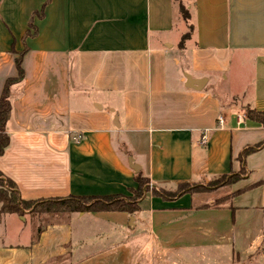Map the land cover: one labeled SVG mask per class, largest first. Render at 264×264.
Listing matches in <instances>:
<instances>
[{
	"label": "crops",
	"instance_id": "obj_1",
	"mask_svg": "<svg viewBox=\"0 0 264 264\" xmlns=\"http://www.w3.org/2000/svg\"><path fill=\"white\" fill-rule=\"evenodd\" d=\"M21 54L0 156L19 201L131 200L147 185L134 213L0 210V264H142L150 242L205 244L220 227L239 262L259 251L264 145L242 153L264 143L246 116L264 113V0H0V95ZM231 175L217 207L224 185L156 194ZM8 216L29 229L7 231Z\"/></svg>",
	"mask_w": 264,
	"mask_h": 264
},
{
	"label": "trees",
	"instance_id": "obj_2",
	"mask_svg": "<svg viewBox=\"0 0 264 264\" xmlns=\"http://www.w3.org/2000/svg\"><path fill=\"white\" fill-rule=\"evenodd\" d=\"M50 0H46L48 3ZM179 13L181 14L183 20L187 22L189 20L188 12L185 10L183 5L179 4L178 7ZM191 28L189 27V30ZM189 36V32L186 33L182 37V41L187 39ZM21 54L17 59H15V68L17 71V76L14 78H9L5 81L1 95H0V156L4 153L5 149L8 147L9 138L6 134V123L10 117L11 112V104H10V87L14 84L20 83L24 78V72L21 66L22 63ZM246 116L252 121L258 122L264 127V113L255 112L253 110H247ZM264 145V143L256 146L254 149H247L242 153V157L246 156L248 153L252 152L256 148ZM220 179L227 180L224 186H231L236 183L240 178L237 175H231L228 177H222ZM223 182V181H222ZM212 183V182H211ZM147 185V181L144 179H138V189L136 190L133 198L124 199L119 196H109V197H77V198H69L63 201H46L41 203H30L25 205L20 202L18 199V195L15 193L14 185L2 178L0 174V208L3 213H20L23 210L31 209L33 207V213H57V212H126V213H134L137 210V206L135 205V201L142 197L143 187ZM217 185L211 184L206 187L202 186H187L180 185L176 192L174 193H163L159 192L162 198L165 199H173L177 196H181L182 194L194 191H206ZM147 189V187H146ZM231 198V196H229ZM227 199L217 200L214 203V207L220 206Z\"/></svg>",
	"mask_w": 264,
	"mask_h": 264
},
{
	"label": "rangeland",
	"instance_id": "obj_3",
	"mask_svg": "<svg viewBox=\"0 0 264 264\" xmlns=\"http://www.w3.org/2000/svg\"><path fill=\"white\" fill-rule=\"evenodd\" d=\"M245 68L246 71L244 78H242V81L247 82L249 81L251 75L249 69L247 67ZM236 70L237 66L234 64L230 74H228L229 80L224 84V89H230V87L233 86L232 81L234 79ZM235 88L232 90H235ZM225 91L226 90H217L215 92L221 98L224 97ZM225 100L226 98L222 99L223 102ZM226 181L227 180L225 179H218L216 181H213L212 183H208L206 186L211 184L222 186L226 183ZM230 187L231 186H225L222 190H218L216 193L212 194L209 197L207 196V199H216L218 197L220 198L218 200L227 199L230 195ZM0 208L2 207L0 206ZM38 217L39 216H37V219L39 220ZM5 219H10L6 220L5 222V227L7 231H11L12 229L13 231H16L20 227H24L27 231L32 221V218H27L26 216H8ZM223 229L224 228L220 227L219 229H217L216 232L210 234V236H208L209 238H207L208 242H206L205 244L197 243L192 246L188 245V247L185 248L174 247L171 244L161 245L158 243L155 244L150 242L149 249L146 254L142 256L143 258L140 260V262H142V264H264V244H262L259 251H257L254 255L250 256L247 261L239 262L233 256L231 246L227 245L225 242L226 235L224 234L225 231ZM217 239L223 241L220 244L213 243L214 240ZM15 241L19 242L20 239ZM9 242H12V240L10 239Z\"/></svg>",
	"mask_w": 264,
	"mask_h": 264
},
{
	"label": "built area",
	"instance_id": "obj_4",
	"mask_svg": "<svg viewBox=\"0 0 264 264\" xmlns=\"http://www.w3.org/2000/svg\"><path fill=\"white\" fill-rule=\"evenodd\" d=\"M222 123H223L222 119L219 118L218 119V124L221 125ZM199 143H200L201 146H205L207 144V132L206 131L203 132V134L201 135Z\"/></svg>",
	"mask_w": 264,
	"mask_h": 264
},
{
	"label": "water",
	"instance_id": "obj_5",
	"mask_svg": "<svg viewBox=\"0 0 264 264\" xmlns=\"http://www.w3.org/2000/svg\"><path fill=\"white\" fill-rule=\"evenodd\" d=\"M201 85H202V82H199V83H198V86H201Z\"/></svg>",
	"mask_w": 264,
	"mask_h": 264
}]
</instances>
